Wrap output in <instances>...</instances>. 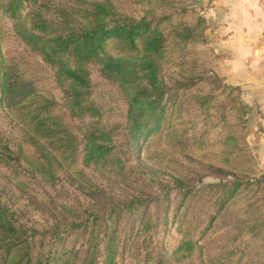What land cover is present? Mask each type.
I'll return each instance as SVG.
<instances>
[{"label": "trees", "instance_id": "obj_1", "mask_svg": "<svg viewBox=\"0 0 264 264\" xmlns=\"http://www.w3.org/2000/svg\"><path fill=\"white\" fill-rule=\"evenodd\" d=\"M58 1L79 6L67 10ZM153 1L165 11L155 3L129 14L107 0H0V20L11 22L23 44L49 67L65 107L82 122L77 132L72 131L56 112V101L42 94L18 66L6 62L0 51V167L9 172L0 181V264H190L183 261L194 252L197 240L182 237L171 253L163 240L184 201L204 193L213 205L197 232L201 238L243 191L264 190V174L247 140L252 133L246 124L248 107L239 100L238 89L224 84L217 74L211 23L202 14L189 22L184 19L188 9L175 8L168 0ZM195 42L196 62L186 50ZM171 43L183 66L195 72L196 86L211 83L226 94V111L235 122L229 123L220 108L223 127L228 128L223 144L248 153L261 176L200 188L186 187L169 176L163 187L154 172L140 171L150 183L160 185L157 213L151 195L128 192L113 178H102L105 183L100 185L86 179L85 197L64 199L68 188L63 176L72 178L74 165L103 171L122 166L118 132H125L129 155L136 157L140 145L167 124L168 102L179 90L194 89L193 79H171L170 84L163 78L162 63ZM91 66L99 67L124 96L123 125L111 124V113L94 97ZM217 172L227 173L221 168Z\"/></svg>", "mask_w": 264, "mask_h": 264}, {"label": "rangeland", "instance_id": "obj_2", "mask_svg": "<svg viewBox=\"0 0 264 264\" xmlns=\"http://www.w3.org/2000/svg\"><path fill=\"white\" fill-rule=\"evenodd\" d=\"M107 1L123 13L144 12L149 7H153L154 3V7L165 11L162 4L159 6V3L153 0L152 4L149 0ZM168 1L173 3L175 8L188 9L189 12L184 16V19L189 22L194 23L197 15L201 14L200 11L198 12L194 0ZM56 4L67 10L79 6L74 1H58ZM196 44V42L192 43L186 48L187 56L194 59V62L198 55ZM170 47L167 58L162 63L163 78L170 84L172 80L186 83L193 79L194 89L179 90L176 98L168 102L171 114L167 124L160 132L140 145L136 157L129 155L125 132L123 130L118 132L115 139L119 143L118 155L124 160L122 166L116 165L103 171L99 168H82L79 164L74 165L70 172L72 178L63 176L64 186L68 188V192L65 191L63 194L64 199L85 197L84 193L88 192V181L90 180L100 185L105 183L101 181L102 178H113L128 192H145L151 195L155 200L153 210L157 213L160 209L157 201L162 196L159 194V183L164 187L168 183L169 176L180 179L189 188H200L220 182L229 183L235 179L249 182L261 176L259 170L254 168V159V162L248 159V153L235 152L232 150V146H229L228 149L223 144L228 128L223 127L220 108L224 107V117L229 123L235 122L234 118L226 111L229 102L226 94L214 90L211 83L208 86H196L195 72L190 66H183L178 56L179 52L173 43ZM0 51L6 62L18 66L26 77L36 83L37 89L42 94L56 101V112L72 131L77 132L81 128L82 122L73 117L65 107L61 89L55 83L52 71L23 44L15 32L13 24L3 20H0ZM202 52L203 48L199 49V53ZM205 61H209V59L205 57ZM209 65L212 66L211 63ZM90 69L94 97L111 113L109 119L111 124L123 125L120 112H123L125 107L124 96L116 85L103 75L99 67L91 66ZM189 75L190 77H188ZM207 76L213 81V74L208 72ZM204 98L207 100L202 105ZM220 105L222 106L220 107ZM219 168L227 173H218ZM140 171L154 172L159 183H150ZM8 173L7 170L0 167V181ZM169 187L173 188L174 185L171 184ZM39 193V196L42 197L44 191ZM172 203H176V199ZM184 203L177 210L176 216L168 223L163 236L164 245L169 253L182 237H191L194 241L197 240V247L183 263L264 264L263 189L260 191L253 187L249 191H243L233 203L216 216L211 228L201 238L196 236L197 232L212 213L213 205L204 193L191 196ZM169 210L171 213L172 207Z\"/></svg>", "mask_w": 264, "mask_h": 264}, {"label": "crops", "instance_id": "obj_3", "mask_svg": "<svg viewBox=\"0 0 264 264\" xmlns=\"http://www.w3.org/2000/svg\"><path fill=\"white\" fill-rule=\"evenodd\" d=\"M211 23L210 38L222 82L248 107L247 140L264 174V0H194Z\"/></svg>", "mask_w": 264, "mask_h": 264}]
</instances>
